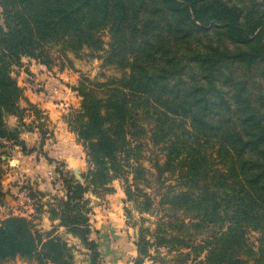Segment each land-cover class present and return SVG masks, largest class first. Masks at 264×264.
Returning <instances> with one entry per match:
<instances>
[{
	"label": "trees",
	"instance_id": "obj_1",
	"mask_svg": "<svg viewBox=\"0 0 264 264\" xmlns=\"http://www.w3.org/2000/svg\"><path fill=\"white\" fill-rule=\"evenodd\" d=\"M54 51L121 74L75 88L81 109L69 123L90 169L83 181L58 169L64 193L49 203L51 219L89 248L90 264L108 263L91 239L88 194L114 193L115 180L140 215L164 213L155 242L140 230L134 264H145L150 246L169 248L180 264H264V0H0V205L14 146L26 151L6 118L39 112L20 107L13 69L25 57L51 69ZM17 187L31 189L41 215L50 196ZM17 258L74 264L54 230L11 215L0 221V264Z\"/></svg>",
	"mask_w": 264,
	"mask_h": 264
},
{
	"label": "crops",
	"instance_id": "obj_2",
	"mask_svg": "<svg viewBox=\"0 0 264 264\" xmlns=\"http://www.w3.org/2000/svg\"><path fill=\"white\" fill-rule=\"evenodd\" d=\"M20 68L22 75L17 77V80L24 89V98L20 101V107L28 109L32 105L39 112L37 114L28 109L23 118L16 115H9L6 118L10 128L20 129V138L26 145V151L20 146H14L13 157L4 167L7 169L10 166L15 171L14 175L4 171L1 185L3 196L14 202L4 207L1 204L0 213H3L7 207L10 209L16 205V199L12 195L16 191L17 184L13 183L14 186L13 184L12 187L9 186L12 176L19 180V177L26 175L29 181H34L36 188L49 193L51 187L47 174L53 169V164L61 162L67 170L74 173L76 170L82 171L89 165L85 146L79 141L78 135L71 129L69 123L71 114L81 109L82 97L75 90L80 79V70L68 67L62 70L57 66L50 69L28 57L22 59ZM119 182L121 181L115 180L111 185L115 190L114 193L98 200L107 202L110 209L102 212L101 207L94 208V211L98 212L94 216L97 217L98 222L92 224L93 231L97 234L95 239L102 257L108 264H134V259L138 255L137 246H134V250L131 248L130 242L134 239L124 238L122 234H118L120 226L124 223L120 219L119 207L126 201L124 187L116 185ZM47 209L41 214V224L36 226L37 229L44 234L54 230L55 234L58 233L66 239L69 246L75 245L79 249L81 239L60 226L59 220H52ZM93 219H91L92 223ZM117 219H120V222H117ZM73 255L74 264H90L87 250L73 251ZM14 261V264H29L21 258Z\"/></svg>",
	"mask_w": 264,
	"mask_h": 264
},
{
	"label": "rangeland",
	"instance_id": "obj_3",
	"mask_svg": "<svg viewBox=\"0 0 264 264\" xmlns=\"http://www.w3.org/2000/svg\"><path fill=\"white\" fill-rule=\"evenodd\" d=\"M105 41L106 42L109 41L108 36H105ZM52 53H53V57H54V60L56 63L55 65L58 68H60L61 65L63 64L68 68L80 70L79 71L80 72V74H79L80 79H79L77 86L80 85V82L82 81L83 78H89L90 80H93L95 82H101L102 83V82L107 81V79L109 77H120L121 76V74L119 72H117L114 68H111V67H109V68L104 67L103 68V66H102L103 61L102 60L92 59V58H89L88 56H83L82 58H76L73 54H69L68 57H62L56 51H54ZM21 72H22V69L20 67H14L13 74L16 78L20 77L22 75V74H20ZM77 112L71 114V116L69 118V122L74 118V116H76ZM150 152L151 151H149L147 153V157H151ZM146 166L150 167V164L148 163V161L146 162ZM52 168L53 169L50 171H53L54 173H57L58 175H61L60 172H58V169L63 170L65 172H68V171L70 172V170L66 169V166L64 164L62 166L61 162H58L57 164H53ZM89 169H90V166L88 165V166L84 167V169L82 170L83 172L79 171L80 174L83 176V180H84V175L89 171ZM5 172L7 174H12V175H14V173H15V171L12 170L10 166L7 169H5ZM49 172L47 174V178H48V182H49L50 187H51V192H49L47 194L50 197H46V198H43L42 200H40V202L42 204H44V210L45 211L47 208H48L47 210L49 211V203L54 202V200H53L54 195L53 194H63L64 193L63 179L59 178V180H58L59 184H57L51 180V178L49 176ZM71 173L74 174L77 177V179H79V177H78V175H76V173H74L72 171H71ZM19 178L20 179L18 180L15 176H12V180H11L9 186L12 187V184L16 183L17 185H20V187L21 186H28V187L32 186L33 188L36 189V185H35L34 181H29V177L27 178L26 175H22ZM119 181H121V182L116 183V185L124 187V182L122 180H119ZM17 185L15 186V189H17V190L14 192V195H12L16 199V205L13 207L14 209L13 208L9 209V207H7V209H5L3 213H0V221L9 217L10 215H12L13 212L21 211V213H25L26 215L28 214L27 217L29 219L33 220L34 223L36 224V226L41 224V215H38L36 212L35 204H37V201L34 203V200L30 195L31 189H26V192L24 194H20L22 191H20L18 193ZM13 186H14V184H13ZM148 192L153 193L154 191L152 189L151 190L149 189ZM105 195H107V194H105ZM105 195L103 194V192L101 190H99L97 192L91 191L88 194V199H90V207L93 208V214H91V219L94 218L93 223L91 222L92 229H94L93 228L94 223L98 222L97 217H94L95 215L98 214V212L94 211V208L98 209L99 207H101L102 212L109 211V209H110L107 202L98 201L102 198L104 199ZM158 199H159V197L156 199V202ZM1 201H2V205L4 207V206L11 205L13 200H11V199L7 200L6 196H2ZM127 209L132 211L131 216L127 214ZM156 210L157 211H155V212L146 213L142 216L133 209V204H130V203L127 204L124 202V204H122L119 207V212L121 214L120 219H122L124 223H123V226H120V230H119L118 234L119 235L122 234V236H124V238L127 237V238L131 239V237H132V239H134L133 242H130L132 249L134 248V246H137V244H138L139 237H140V230L142 228H144L146 230V235L148 236V238L152 242H155V232H156V228H157V223L164 215V213L162 211H160L158 209H156ZM30 211H32L34 213L32 215H29L30 213H28V212H30ZM19 214H20V212H19ZM142 217L145 218L146 220H142ZM120 219L119 220L117 219L118 220L117 222H120ZM106 221L108 222L109 220H106ZM147 229L150 231L149 233H147ZM56 235H58L62 239H64V237L62 235H60L58 233ZM95 236H97V234L93 231L92 235H91V239L97 243ZM248 237L250 239V242L254 246H257L259 234L256 232H250L248 234ZM64 240H66V239H64ZM81 244H80L79 249H77V247L75 245H73L71 247H72L74 252L75 251L76 252L77 251L85 252V250H87V252H89V261H90L91 251L83 242ZM99 251H100V249H99ZM149 251H150L151 257L147 258L145 260V264H180V260H182V258L179 257L176 253L171 252L169 248H165V247L155 248L153 246H150ZM101 255H102V253H101ZM137 257H138V255H137ZM135 259H134V261H135ZM14 260L15 259L6 261L4 264H14V262H15ZM26 262H28V261H26ZM28 263L29 264H37L36 262H28Z\"/></svg>",
	"mask_w": 264,
	"mask_h": 264
},
{
	"label": "built area",
	"instance_id": "obj_4",
	"mask_svg": "<svg viewBox=\"0 0 264 264\" xmlns=\"http://www.w3.org/2000/svg\"><path fill=\"white\" fill-rule=\"evenodd\" d=\"M31 110V109H30ZM33 111V110H31ZM34 112V111H33ZM61 174V173H60ZM57 175V176H56ZM49 176L51 178V180L57 184H59L58 180L59 178L61 179L62 178V175H58L57 173H54L53 171H50L49 172ZM26 192V189H24L20 194H24ZM30 200V199H29ZM34 200V203L37 201L36 199H33ZM31 201V200H30ZM20 212V214H19ZM19 212H13L12 215H18V216H24V217H27V215L25 213H21V211ZM34 213V212H33ZM33 213L29 214V215H32ZM11 216V215H10Z\"/></svg>",
	"mask_w": 264,
	"mask_h": 264
},
{
	"label": "water",
	"instance_id": "obj_5",
	"mask_svg": "<svg viewBox=\"0 0 264 264\" xmlns=\"http://www.w3.org/2000/svg\"><path fill=\"white\" fill-rule=\"evenodd\" d=\"M76 175H78L79 179L83 181V176L80 174L78 170H76Z\"/></svg>",
	"mask_w": 264,
	"mask_h": 264
}]
</instances>
